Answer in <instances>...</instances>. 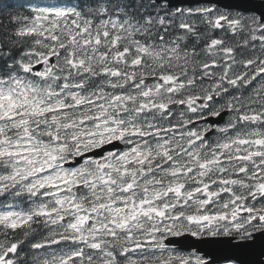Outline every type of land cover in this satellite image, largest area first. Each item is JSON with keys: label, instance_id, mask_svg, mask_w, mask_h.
<instances>
[{"label": "snow or ice", "instance_id": "6c2138e0", "mask_svg": "<svg viewBox=\"0 0 264 264\" xmlns=\"http://www.w3.org/2000/svg\"><path fill=\"white\" fill-rule=\"evenodd\" d=\"M264 0H0V264H255Z\"/></svg>", "mask_w": 264, "mask_h": 264}, {"label": "water", "instance_id": "95a60500", "mask_svg": "<svg viewBox=\"0 0 264 264\" xmlns=\"http://www.w3.org/2000/svg\"><path fill=\"white\" fill-rule=\"evenodd\" d=\"M263 256L264 255L260 254L259 249H257L254 253H252L250 256H248L247 259H250V260L254 261L255 263H259V261L263 258Z\"/></svg>", "mask_w": 264, "mask_h": 264}]
</instances>
